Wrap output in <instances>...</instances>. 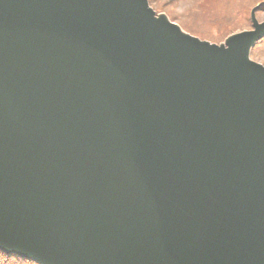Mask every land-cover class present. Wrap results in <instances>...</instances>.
Returning a JSON list of instances; mask_svg holds the SVG:
<instances>
[{
	"label": "water",
	"instance_id": "1",
	"mask_svg": "<svg viewBox=\"0 0 264 264\" xmlns=\"http://www.w3.org/2000/svg\"><path fill=\"white\" fill-rule=\"evenodd\" d=\"M148 0H0V251L34 264H264V66Z\"/></svg>",
	"mask_w": 264,
	"mask_h": 264
},
{
	"label": "rangeland",
	"instance_id": "2",
	"mask_svg": "<svg viewBox=\"0 0 264 264\" xmlns=\"http://www.w3.org/2000/svg\"><path fill=\"white\" fill-rule=\"evenodd\" d=\"M156 14H164L184 32L219 44L228 36L251 30V11L264 21V0H148ZM250 58L264 66V37L255 44ZM34 264V263H33Z\"/></svg>",
	"mask_w": 264,
	"mask_h": 264
},
{
	"label": "trees",
	"instance_id": "3",
	"mask_svg": "<svg viewBox=\"0 0 264 264\" xmlns=\"http://www.w3.org/2000/svg\"><path fill=\"white\" fill-rule=\"evenodd\" d=\"M0 264H33L30 261L21 259L14 255H6L0 251Z\"/></svg>",
	"mask_w": 264,
	"mask_h": 264
}]
</instances>
